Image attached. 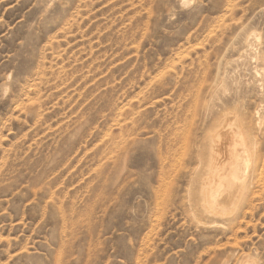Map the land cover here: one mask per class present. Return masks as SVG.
Returning a JSON list of instances; mask_svg holds the SVG:
<instances>
[{
	"label": "rangeland",
	"instance_id": "1",
	"mask_svg": "<svg viewBox=\"0 0 264 264\" xmlns=\"http://www.w3.org/2000/svg\"><path fill=\"white\" fill-rule=\"evenodd\" d=\"M263 81L264 0H0V264H264L261 176L185 193L200 113L264 119Z\"/></svg>",
	"mask_w": 264,
	"mask_h": 264
},
{
	"label": "bare ground",
	"instance_id": "2",
	"mask_svg": "<svg viewBox=\"0 0 264 264\" xmlns=\"http://www.w3.org/2000/svg\"><path fill=\"white\" fill-rule=\"evenodd\" d=\"M260 89H262L264 93V86L260 87ZM235 99L234 103L233 101H231L232 99L230 100L231 103L235 106L233 107V109L230 110L228 106L230 102L228 103V101H225L223 102V104L221 103L222 105L218 110H213L210 107L204 109L203 112L199 115V120H197L199 122L198 125L196 124L197 127L196 130L194 129V131H197V128L199 127V125H201L200 131H204V133H199L200 135H203V137L200 139H195V141L193 140L194 142L188 148L193 168L190 169L189 173L187 174L188 181L186 185L187 187L185 189V193H187V195H190L191 192H193L192 195L194 194L192 197L193 203L192 205L188 206V208L190 207L191 209L190 215L192 214L194 215V217L197 215L205 218L206 220H216L224 218L228 215L234 216L237 210H239L240 205H242L246 200L247 195L251 190V180L255 176V174H257V176L259 177L261 176L260 178H258V182H260V184L264 183V177L262 178V175H264V159H262L263 156L260 153L261 150H259V148L257 149L256 147L257 143L254 141V139H250L251 133H253L254 135H259L260 137L264 134V119L258 117L257 110L254 115L250 116L249 120L247 119V117H245V113L239 114V110L237 111V108L239 107H237V101L235 102ZM142 101L143 100L139 98L136 102L137 112L135 113V115L138 119H140L142 115V110H140L139 107ZM194 104H197V102H194ZM259 109L260 107L258 108V110ZM122 117L123 121H125L127 118L125 113L122 114ZM254 117H257V119L254 125H252L251 121ZM122 129H126L125 125L122 126ZM205 129L207 130L206 132ZM187 135L191 136L194 134H191L189 132L187 133ZM178 141L180 143L181 139L177 140V137H175L174 139L172 138L170 143L171 145L175 146V144H178ZM180 150L182 151V149ZM184 152L186 153V149L184 150ZM223 162H226L227 164L225 165L223 164ZM189 188H193L192 191H190ZM185 206L183 204V208Z\"/></svg>",
	"mask_w": 264,
	"mask_h": 264
}]
</instances>
